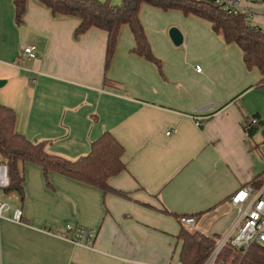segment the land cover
I'll return each instance as SVG.
<instances>
[{"label":"crops","instance_id":"obj_1","mask_svg":"<svg viewBox=\"0 0 264 264\" xmlns=\"http://www.w3.org/2000/svg\"><path fill=\"white\" fill-rule=\"evenodd\" d=\"M140 17L162 70L132 52L128 25L106 70L105 30L76 37L79 19L54 17L38 0H27L18 24L13 0H0V102L16 112L17 130L68 159L109 131L124 146L126 165L109 179L118 193L21 162V198L2 193L0 162V198L10 204L0 217L2 264H172L182 227L225 233L237 217L231 196L264 174L258 69L248 70L241 48L203 18L150 5ZM256 22L264 29L263 14ZM172 26L184 34L181 45L169 36ZM27 45L37 58L22 54ZM15 208L25 223L12 220ZM186 215L195 217L193 227L182 222ZM67 223L97 229L92 245L49 231Z\"/></svg>","mask_w":264,"mask_h":264},{"label":"trees","instance_id":"obj_2","mask_svg":"<svg viewBox=\"0 0 264 264\" xmlns=\"http://www.w3.org/2000/svg\"><path fill=\"white\" fill-rule=\"evenodd\" d=\"M50 8L54 17H75L80 20L75 36L91 28H100L107 32L105 69L114 57L120 33L125 25L135 39L132 52L153 62L162 70V61L152 49L140 13L144 6L150 5L162 10L179 9L186 15H196L209 21L215 32L222 35L228 44H236L243 52V62L248 70L258 69L261 78L256 84L264 87V29L248 28L243 14H229L213 0H122L113 4L111 0H38ZM15 19L23 23L27 0H13ZM106 84H111L105 79ZM16 112L0 102V155L1 163L6 167L7 184L2 193L18 194L24 197V173L21 162H32L49 171L69 176L90 184L105 192L115 191L109 185V179L122 172L126 165L123 161L125 148L109 131L91 143L90 151L76 159H68L51 154L46 149L45 141H31L16 128ZM264 182V174L252 184L259 186ZM214 237L201 231L182 227L178 234L182 241L180 260L185 264H201L214 245ZM235 257L239 264H264V244L254 242L241 253L227 246L221 258L229 260Z\"/></svg>","mask_w":264,"mask_h":264},{"label":"built area","instance_id":"obj_3","mask_svg":"<svg viewBox=\"0 0 264 264\" xmlns=\"http://www.w3.org/2000/svg\"><path fill=\"white\" fill-rule=\"evenodd\" d=\"M216 5L229 14H243L245 25L248 28L259 29L256 22L259 14L264 15V0H213ZM23 55L37 58L39 53L36 46L27 45L24 47ZM198 72L202 71L201 65H196ZM252 125L257 124V119L250 120ZM231 204L237 209V217L229 229L214 237V245L207 253L201 264H239L235 257L223 260L221 255L227 246L235 248L243 253L254 243L264 244V182L255 186L252 183L239 189L231 196ZM10 209L8 201L0 198V217ZM12 220L17 223H25L22 211L15 208L12 211ZM187 226L193 227L195 217L186 215L181 218ZM52 235L62 237L77 245L90 246L97 236V229L67 223L62 229L49 230ZM243 248V250H241ZM0 264L1 260H0ZM172 264H185L181 260H176Z\"/></svg>","mask_w":264,"mask_h":264},{"label":"water","instance_id":"obj_4","mask_svg":"<svg viewBox=\"0 0 264 264\" xmlns=\"http://www.w3.org/2000/svg\"><path fill=\"white\" fill-rule=\"evenodd\" d=\"M169 36L175 45H181L184 42V34L177 26H172L169 29ZM4 82L5 81L0 80V85H2ZM241 250H243V248H241Z\"/></svg>","mask_w":264,"mask_h":264},{"label":"rangeland","instance_id":"obj_5","mask_svg":"<svg viewBox=\"0 0 264 264\" xmlns=\"http://www.w3.org/2000/svg\"><path fill=\"white\" fill-rule=\"evenodd\" d=\"M147 6V5H146ZM0 161H1V155H0Z\"/></svg>","mask_w":264,"mask_h":264}]
</instances>
